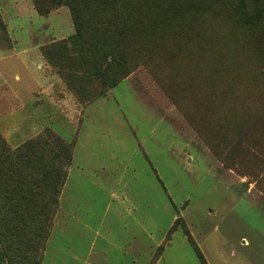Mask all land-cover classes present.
Masks as SVG:
<instances>
[{
  "label": "rangeland",
  "instance_id": "obj_1",
  "mask_svg": "<svg viewBox=\"0 0 264 264\" xmlns=\"http://www.w3.org/2000/svg\"><path fill=\"white\" fill-rule=\"evenodd\" d=\"M139 1L129 73L76 91L41 51L77 50L68 8L0 7L56 80L0 112V264H264V0Z\"/></svg>",
  "mask_w": 264,
  "mask_h": 264
},
{
  "label": "trees",
  "instance_id": "obj_2",
  "mask_svg": "<svg viewBox=\"0 0 264 264\" xmlns=\"http://www.w3.org/2000/svg\"><path fill=\"white\" fill-rule=\"evenodd\" d=\"M36 13L48 16L51 11L66 6L75 28L74 42L77 50H72L64 39L44 45L42 55L52 69L63 79L67 87L76 91L75 82L83 75L93 74L104 77L113 74L116 79L129 73L127 64L131 58V47L137 37L143 41L146 26L140 14L139 0H32ZM4 30L0 21L1 32ZM63 152L65 148L61 147ZM7 145L0 136V173ZM3 154V155H2ZM0 178V183L3 181Z\"/></svg>",
  "mask_w": 264,
  "mask_h": 264
},
{
  "label": "crops",
  "instance_id": "obj_3",
  "mask_svg": "<svg viewBox=\"0 0 264 264\" xmlns=\"http://www.w3.org/2000/svg\"><path fill=\"white\" fill-rule=\"evenodd\" d=\"M10 1L0 0L2 13L11 10ZM3 17L12 39V48L7 53L3 52L0 48V100L7 107L5 110H0V112L5 116L16 110H24L26 113H29L30 105L21 102L17 98V93L13 91H21V87L24 89V87L30 86L31 89L28 91L32 93V96L38 92L42 93V91L49 93L50 91H54L56 80L47 72L40 53V46L43 42H41L39 37L42 33H40V36H36V33L27 27L26 23L19 21V17L17 16H9L7 19L5 16ZM17 21H19L18 26L21 25L26 30L25 41L23 42L16 35L12 34L14 28L10 27V25H14ZM43 31L46 32V30ZM35 36L37 39L33 38ZM10 81H13V83Z\"/></svg>",
  "mask_w": 264,
  "mask_h": 264
}]
</instances>
